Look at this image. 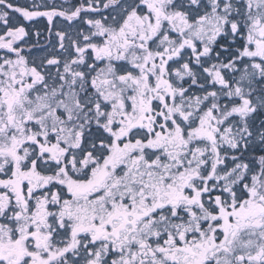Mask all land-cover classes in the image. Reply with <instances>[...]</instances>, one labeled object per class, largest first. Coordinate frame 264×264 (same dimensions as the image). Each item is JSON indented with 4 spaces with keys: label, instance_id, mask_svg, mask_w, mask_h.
Listing matches in <instances>:
<instances>
[{
    "label": "snow or ice",
    "instance_id": "snow-or-ice-1",
    "mask_svg": "<svg viewBox=\"0 0 264 264\" xmlns=\"http://www.w3.org/2000/svg\"><path fill=\"white\" fill-rule=\"evenodd\" d=\"M0 264H264V0H0Z\"/></svg>",
    "mask_w": 264,
    "mask_h": 264
},
{
    "label": "flooded vegetation",
    "instance_id": "flooded-vegetation-1",
    "mask_svg": "<svg viewBox=\"0 0 264 264\" xmlns=\"http://www.w3.org/2000/svg\"><path fill=\"white\" fill-rule=\"evenodd\" d=\"M57 2H59V0H57ZM39 53H34V55H38Z\"/></svg>",
    "mask_w": 264,
    "mask_h": 264
}]
</instances>
